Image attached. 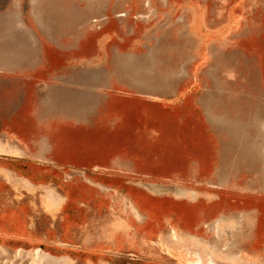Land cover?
<instances>
[{"label": "rangeland", "instance_id": "1", "mask_svg": "<svg viewBox=\"0 0 264 264\" xmlns=\"http://www.w3.org/2000/svg\"><path fill=\"white\" fill-rule=\"evenodd\" d=\"M77 76L84 151L19 157ZM0 264H264V0H0Z\"/></svg>", "mask_w": 264, "mask_h": 264}, {"label": "crops", "instance_id": "2", "mask_svg": "<svg viewBox=\"0 0 264 264\" xmlns=\"http://www.w3.org/2000/svg\"><path fill=\"white\" fill-rule=\"evenodd\" d=\"M45 80L47 79L42 77V81ZM56 80L58 81L56 85H49L45 81L40 82L36 88L38 94L42 95L41 107L37 105L38 108H36V115L41 119L39 127L36 129V135L27 138V142L21 145V149H23L25 156H19L24 158L28 157L31 162L61 164L62 161H59V159H50L53 150L59 151V154L62 151L64 155H70L68 152L74 150V154L76 155V151H79L81 147H66V136L64 135L65 132H68L66 127H68V129L71 127V131L80 133L85 125H88L90 132L93 133V130L98 124L99 117L105 116L107 112V103H100V105H97L96 100L93 101L92 76L84 78L77 76L69 78V80L63 77H57ZM66 82L69 83L68 86L63 85L66 84ZM94 85L95 89H97V83H94ZM95 91L97 92V90ZM48 111L54 113L58 112V116L63 115V113L59 111L66 112L64 115L68 114L69 117L68 119L62 120L65 128H62V124L59 120L56 121L58 124H56V122L51 123V121L47 119V115H50ZM51 124H56L57 128H54ZM75 127L77 129H75ZM51 133L55 135H51ZM59 133H63V135L60 136L58 135ZM80 151L82 152L84 150ZM91 154H93V148L91 149Z\"/></svg>", "mask_w": 264, "mask_h": 264}]
</instances>
